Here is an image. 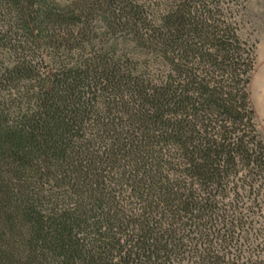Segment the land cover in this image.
Listing matches in <instances>:
<instances>
[{"label": "trees", "instance_id": "obj_1", "mask_svg": "<svg viewBox=\"0 0 264 264\" xmlns=\"http://www.w3.org/2000/svg\"><path fill=\"white\" fill-rule=\"evenodd\" d=\"M247 0H0V264H264Z\"/></svg>", "mask_w": 264, "mask_h": 264}, {"label": "rangeland", "instance_id": "obj_2", "mask_svg": "<svg viewBox=\"0 0 264 264\" xmlns=\"http://www.w3.org/2000/svg\"><path fill=\"white\" fill-rule=\"evenodd\" d=\"M239 39L253 50V70L250 74L247 92L254 111V122L264 137V0H247L236 17ZM264 263V251L261 252Z\"/></svg>", "mask_w": 264, "mask_h": 264}, {"label": "bare ground", "instance_id": "obj_3", "mask_svg": "<svg viewBox=\"0 0 264 264\" xmlns=\"http://www.w3.org/2000/svg\"><path fill=\"white\" fill-rule=\"evenodd\" d=\"M264 75V70L262 72H260V76ZM262 86H264V81L261 83ZM262 104L264 105V98H263V102Z\"/></svg>", "mask_w": 264, "mask_h": 264}]
</instances>
